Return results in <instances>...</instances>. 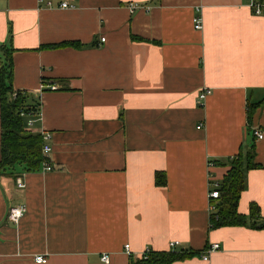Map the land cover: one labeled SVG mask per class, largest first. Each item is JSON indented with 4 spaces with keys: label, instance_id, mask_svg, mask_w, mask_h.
Instances as JSON below:
<instances>
[{
    "label": "crops",
    "instance_id": "crops-1",
    "mask_svg": "<svg viewBox=\"0 0 264 264\" xmlns=\"http://www.w3.org/2000/svg\"><path fill=\"white\" fill-rule=\"evenodd\" d=\"M44 1L0 0V80L8 52L7 83L40 114L25 130L50 135L53 168L0 173V264H130L173 242L195 254L174 264H264V226L210 230L209 199L264 134V106L247 118L264 99V13L252 0ZM1 139L0 110V161ZM256 152L238 212L255 204L264 224V138Z\"/></svg>",
    "mask_w": 264,
    "mask_h": 264
},
{
    "label": "trees",
    "instance_id": "trees-1",
    "mask_svg": "<svg viewBox=\"0 0 264 264\" xmlns=\"http://www.w3.org/2000/svg\"><path fill=\"white\" fill-rule=\"evenodd\" d=\"M264 3V0H258ZM79 47V44H72ZM6 65L1 70L0 80V110H1V161L0 173L10 176L20 172L34 173L41 170L47 160L42 153L43 138L40 134H33L25 130V121L20 116V110L36 113L34 106L29 105L26 93L14 91L7 83L11 76V54L5 53ZM16 97H13L14 94ZM264 106V99L257 104H249L247 109L248 125L251 127L254 113ZM256 139L241 146L239 153L229 159L230 169L223 179L219 189L220 198L213 203L217 211L210 219V230L223 227H251L264 226L259 223L260 210L257 205H250V215L238 212V203L243 191L247 188V173L250 170L262 168L256 162ZM18 169L20 171H18ZM158 179L160 175L158 174ZM160 183V181L158 182ZM195 256L187 250H171L170 252L146 251L141 258L130 257V264H174Z\"/></svg>",
    "mask_w": 264,
    "mask_h": 264
},
{
    "label": "built area",
    "instance_id": "built-area-1",
    "mask_svg": "<svg viewBox=\"0 0 264 264\" xmlns=\"http://www.w3.org/2000/svg\"><path fill=\"white\" fill-rule=\"evenodd\" d=\"M39 4L41 6L42 4H45V1L44 0H39ZM46 4H47L48 7L52 6L51 3H46ZM61 8L62 9H67V8H73V6H70L68 3H62L61 4ZM137 8H139V6L136 5V4L130 5V9H131L132 13L135 12V10ZM251 8L253 9L254 14H256V15H262L264 13V3H261L258 0H252ZM194 28L197 31H202L203 30L202 19L199 16L194 18ZM102 42H105V39H102ZM42 89L56 90L57 87L55 85H51V86L43 85ZM211 94H212V90L208 89V88L203 89L202 91H200V93H199V95L197 97V105H198V107L203 108L205 103H206L207 98ZM16 96H17V94L15 93L13 95V97H16ZM39 115H40L39 113H33L32 111L31 112H26V110H24V109L20 110V116L23 117V118H27V117H29L30 119H33L34 117L39 118ZM32 125H33V120H30L29 121V126L32 127ZM254 136L257 137V139H259V140L264 138V134L262 132L258 131V130H254ZM42 138H43V141L48 142L50 140V135L43 133L42 134ZM51 150H52L51 147L48 144H45L44 147H43V155L48 157L50 152H51ZM43 167H44L45 171H51L53 169L52 165L47 160L43 163ZM18 186L20 188H24L25 187L24 183L21 180H18ZM218 189H219V186H217V185L214 186L212 184V188H211L210 193H209V199H210V203H211L210 204V210H211L212 213L217 211V206L213 203V201L216 202L220 198V193H219ZM26 212H27L26 205H19V206H16V207H12L9 210V213H8L9 222L17 225L20 222V220L24 217ZM179 246H180V242H173L170 245L171 250H177V248ZM219 249H220V246L218 244H213L212 246H210L208 249H206L202 253V259L205 260V261H208L209 258H210V255L213 252H215V251H217ZM125 251H126L127 254H130L129 245H126ZM102 261L104 263H108L109 262V257L107 255H104L102 257ZM46 262H47V260L44 257H37L36 258V263H38V264H45Z\"/></svg>",
    "mask_w": 264,
    "mask_h": 264
}]
</instances>
